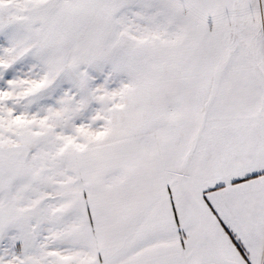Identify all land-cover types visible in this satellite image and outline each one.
Wrapping results in <instances>:
<instances>
[{
    "label": "snow or ice",
    "instance_id": "obj_1",
    "mask_svg": "<svg viewBox=\"0 0 264 264\" xmlns=\"http://www.w3.org/2000/svg\"><path fill=\"white\" fill-rule=\"evenodd\" d=\"M0 264H264V0H0Z\"/></svg>",
    "mask_w": 264,
    "mask_h": 264
}]
</instances>
